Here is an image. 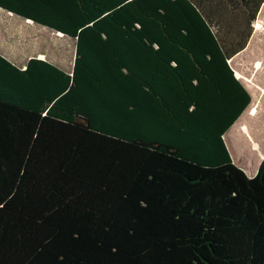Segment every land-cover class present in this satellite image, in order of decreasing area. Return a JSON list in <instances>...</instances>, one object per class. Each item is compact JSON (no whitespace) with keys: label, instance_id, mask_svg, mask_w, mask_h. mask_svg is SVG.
I'll return each mask as SVG.
<instances>
[{"label":"trees","instance_id":"1","mask_svg":"<svg viewBox=\"0 0 264 264\" xmlns=\"http://www.w3.org/2000/svg\"><path fill=\"white\" fill-rule=\"evenodd\" d=\"M263 3L0 0L74 42L69 71L0 54V264H264V159L224 142Z\"/></svg>","mask_w":264,"mask_h":264},{"label":"rangeland","instance_id":"2","mask_svg":"<svg viewBox=\"0 0 264 264\" xmlns=\"http://www.w3.org/2000/svg\"><path fill=\"white\" fill-rule=\"evenodd\" d=\"M263 18L264 15L260 11L254 23L255 31L251 37V43H262L264 39ZM257 25H259V28ZM251 45L255 46L254 44ZM255 48L256 51L252 55L254 56L253 58H256L254 63L259 61L255 63V68L260 70L253 71V61L247 62L248 58L246 59L245 55L239 59L238 66H235L233 61L230 62L231 67L236 70V75H239L240 81L247 89L251 88L249 86L251 82L248 79L253 80L255 83H260L259 80L263 73V67L261 69L263 47L255 46ZM0 54L19 67H22L29 58L37 57L45 59L65 71H69L74 59V42L45 27L0 10ZM252 96L254 102L249 105L248 109L255 105L257 111L258 105L255 100L257 97ZM246 115L249 117V114L246 113L243 115L244 118H246Z\"/></svg>","mask_w":264,"mask_h":264},{"label":"crops","instance_id":"3","mask_svg":"<svg viewBox=\"0 0 264 264\" xmlns=\"http://www.w3.org/2000/svg\"><path fill=\"white\" fill-rule=\"evenodd\" d=\"M260 11H262L264 15V3L261 5L259 13ZM254 31H255V27L253 24V32ZM251 37L249 38L246 47L241 52L234 55L230 59L229 64L231 61H233L234 65L238 66L239 59L243 55H245V58L246 59L248 58L247 62L253 61L252 70L253 71L260 70L255 68V63L259 61H256L254 63L255 61L254 59L256 58H253L254 56L252 55V53L256 51L255 46L263 47V52H262L263 63L261 64V69L263 67V73L261 79L259 78L260 83H255L253 82V80H250L246 77L251 82L249 85L251 87L250 90L249 88L247 89L240 81L250 95L251 98L250 104L254 102L252 95L257 97V99H255L258 105L257 111L255 115H249V117L248 115H246V118H244L243 116L245 115L244 112L249 107L250 105L249 104L247 108L244 110V112L241 114V116L238 118V120L231 126L228 132L224 135V142L233 163L239 169H241L248 177H253L257 173L259 165L261 161L264 159V39L262 40V43L255 44L253 42L251 43L252 41ZM251 44H254L255 46ZM233 71L236 76V70L233 69ZM238 122L240 125L236 127ZM243 125L245 128H243Z\"/></svg>","mask_w":264,"mask_h":264},{"label":"water","instance_id":"4","mask_svg":"<svg viewBox=\"0 0 264 264\" xmlns=\"http://www.w3.org/2000/svg\"><path fill=\"white\" fill-rule=\"evenodd\" d=\"M10 14H12V13H10ZM13 15V14H12ZM59 34H61V33H59ZM62 35V34H61ZM237 78V77H236Z\"/></svg>","mask_w":264,"mask_h":264},{"label":"bare ground","instance_id":"5","mask_svg":"<svg viewBox=\"0 0 264 264\" xmlns=\"http://www.w3.org/2000/svg\"><path fill=\"white\" fill-rule=\"evenodd\" d=\"M27 21V20H26ZM59 34V33H58ZM59 35H61V34H59Z\"/></svg>","mask_w":264,"mask_h":264}]
</instances>
